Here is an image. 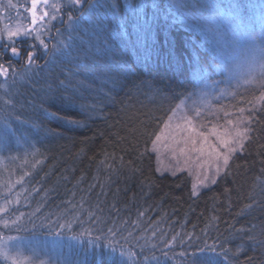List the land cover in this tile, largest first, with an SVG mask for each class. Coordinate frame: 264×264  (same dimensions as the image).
<instances>
[{
  "label": "trees",
  "instance_id": "trees-1",
  "mask_svg": "<svg viewBox=\"0 0 264 264\" xmlns=\"http://www.w3.org/2000/svg\"><path fill=\"white\" fill-rule=\"evenodd\" d=\"M223 8L257 28L264 0ZM177 13L171 0H81L55 22L45 54L25 40L0 90L10 138L27 150L0 235L74 236L67 264H264V97L243 147L206 187L156 168V134L210 69ZM32 50L41 61L29 65Z\"/></svg>",
  "mask_w": 264,
  "mask_h": 264
},
{
  "label": "rangeland",
  "instance_id": "rangeland-1",
  "mask_svg": "<svg viewBox=\"0 0 264 264\" xmlns=\"http://www.w3.org/2000/svg\"><path fill=\"white\" fill-rule=\"evenodd\" d=\"M80 2L81 0H48L49 5H56V9L41 5L38 15L47 11L49 16L33 25L30 12L25 11L26 6L30 7L31 0H12V3L17 5L16 8H8V0H0L3 5L0 7V30L6 25L15 28L23 24L29 29L41 30V39L48 46V41L51 40L52 33L54 34V25H57L55 22L60 21L62 14H65V8L72 6L76 9ZM227 14L238 27H246L242 19L233 13ZM52 16L56 19H51ZM258 24L257 29H264V15L258 17ZM42 25L45 26L43 29ZM27 39L31 47H37L42 54L46 53L47 49L35 39V32L31 37L14 38L15 43L11 46L18 48L16 56L12 55L11 47L6 46L10 43L7 34L0 36V55H3V59L7 56L18 58L13 61L11 67L7 63H1L7 69L8 75L12 73L14 66L19 63L22 65L19 59L23 57L19 54L23 51L22 44ZM197 44L207 54L210 69L196 72L193 88L173 108L151 144L157 170L170 174L186 171L195 192L209 185L225 166L223 155L226 154V149L219 145L214 130L230 133L226 138L231 140L237 129H249L250 115L264 97V86L224 89L227 87V81L217 67L215 57L198 37ZM34 58L35 63L41 61L40 54ZM25 59L28 61V56ZM6 78L7 76H0V90L7 86ZM12 135L8 130L7 141L0 142V146L5 147V150L11 148ZM12 141L15 143L14 152L6 156L0 154V230L1 224L7 226L12 223L2 214L9 205L16 203L18 196L6 200L2 198L12 193L11 187L16 182L14 167L18 168V163L26 158L27 151L20 137ZM233 146L237 147V151L240 150L239 146ZM234 153L229 154V158ZM20 185L17 184L18 193L23 189V185L19 188ZM74 242V236L59 233L24 236L17 232H5L0 235V264H67L66 254Z\"/></svg>",
  "mask_w": 264,
  "mask_h": 264
},
{
  "label": "clouds",
  "instance_id": "clouds-1",
  "mask_svg": "<svg viewBox=\"0 0 264 264\" xmlns=\"http://www.w3.org/2000/svg\"><path fill=\"white\" fill-rule=\"evenodd\" d=\"M168 3V0H165ZM180 22L213 54L226 90L264 86V29L238 27L223 0H171Z\"/></svg>",
  "mask_w": 264,
  "mask_h": 264
},
{
  "label": "snow or ice",
  "instance_id": "snow-or-ice-1",
  "mask_svg": "<svg viewBox=\"0 0 264 264\" xmlns=\"http://www.w3.org/2000/svg\"><path fill=\"white\" fill-rule=\"evenodd\" d=\"M41 5L45 7H52L53 9H56V5H49L48 0H31L30 7H25V11L30 12L31 14V22L33 25L37 23V21H43L46 16H49V13L47 11H43L42 14L38 15V10L41 8ZM0 7H3L2 4H0ZM8 8H16L17 5L12 3V0H8L7 3ZM51 19H56L55 16H52ZM42 29L45 27L44 25L41 26ZM35 32V39L40 41L41 46H43L45 49H47V44L44 43V41L41 39L42 31L38 29H29L27 27H24L23 24H20L18 27H11V26H5L3 30H0V36L3 35V33L7 34L8 41L10 42L9 45L11 47V52L13 56L18 55V48L15 46H11L13 43H15L14 38L15 37H31L33 36V33ZM35 54L33 52L28 53V64L34 65L35 64ZM8 72L7 69L0 64V76H7ZM0 99H3L0 97ZM5 104L10 103V101L5 100ZM17 120H20V117H15ZM9 117L7 114H5L3 111H0V142H6L7 136H8V129L11 128V125L9 124ZM66 123L71 125L79 126L82 121L74 120V119H67ZM35 126V125H34ZM248 132L249 129L247 127L243 129H237L235 132V135L232 136L231 140L227 139L226 137L231 135L228 132L219 133L214 130V134L217 136L219 145L226 149V154L223 155V162L226 166L228 164L229 160V154H232L237 151V147L233 145L239 146V148L243 147V141L248 139ZM219 168H217V171ZM203 251V250H201ZM131 255V254H129Z\"/></svg>",
  "mask_w": 264,
  "mask_h": 264
},
{
  "label": "flooded vegetation",
  "instance_id": "flooded-vegetation-1",
  "mask_svg": "<svg viewBox=\"0 0 264 264\" xmlns=\"http://www.w3.org/2000/svg\"><path fill=\"white\" fill-rule=\"evenodd\" d=\"M65 16H67V14H66ZM26 46H27V48L29 47L28 44H26ZM36 49H37V47L35 48V50H36ZM37 50H38V49H37ZM31 52H33V50H32ZM22 57H24V54H22Z\"/></svg>",
  "mask_w": 264,
  "mask_h": 264
}]
</instances>
